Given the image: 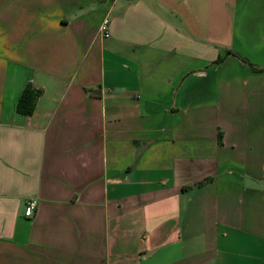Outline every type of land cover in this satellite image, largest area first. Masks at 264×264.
<instances>
[{"label":"crops","instance_id":"crops-1","mask_svg":"<svg viewBox=\"0 0 264 264\" xmlns=\"http://www.w3.org/2000/svg\"><path fill=\"white\" fill-rule=\"evenodd\" d=\"M0 264H264V0H0Z\"/></svg>","mask_w":264,"mask_h":264},{"label":"trees","instance_id":"trees-1","mask_svg":"<svg viewBox=\"0 0 264 264\" xmlns=\"http://www.w3.org/2000/svg\"><path fill=\"white\" fill-rule=\"evenodd\" d=\"M39 95V90H35L30 86V84H26L15 104L16 112L24 116L30 115L34 109V103Z\"/></svg>","mask_w":264,"mask_h":264},{"label":"built area","instance_id":"built-area-1","mask_svg":"<svg viewBox=\"0 0 264 264\" xmlns=\"http://www.w3.org/2000/svg\"><path fill=\"white\" fill-rule=\"evenodd\" d=\"M107 24H108V20L107 19H103L98 27V32L100 34L101 37L106 38L108 36V29H107ZM27 209L32 212L35 208V202L34 201H28L25 203Z\"/></svg>","mask_w":264,"mask_h":264}]
</instances>
